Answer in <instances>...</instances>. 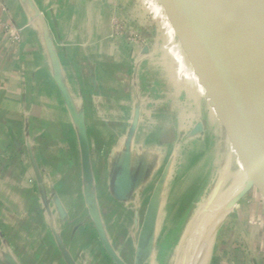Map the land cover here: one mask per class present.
<instances>
[{
	"label": "crops",
	"instance_id": "obj_1",
	"mask_svg": "<svg viewBox=\"0 0 264 264\" xmlns=\"http://www.w3.org/2000/svg\"><path fill=\"white\" fill-rule=\"evenodd\" d=\"M152 1V16L138 19L146 42L132 46L115 36L114 21L135 16L134 2L0 0L4 264H116L102 237L125 264H178L198 213L221 194L231 153L245 183L228 194L238 200L218 233L230 240L215 257L264 264V187L247 178L205 78L162 2ZM145 202L157 205L146 241ZM108 203L115 214H104Z\"/></svg>",
	"mask_w": 264,
	"mask_h": 264
},
{
	"label": "water",
	"instance_id": "obj_2",
	"mask_svg": "<svg viewBox=\"0 0 264 264\" xmlns=\"http://www.w3.org/2000/svg\"><path fill=\"white\" fill-rule=\"evenodd\" d=\"M160 1L226 119L247 178L264 187V0ZM80 142L84 168L89 172L84 120ZM127 177L126 170L123 180ZM156 207L155 202L150 204L144 241L154 230ZM102 238L113 261L125 264ZM208 243L210 250V239ZM0 264L4 263L0 260Z\"/></svg>",
	"mask_w": 264,
	"mask_h": 264
},
{
	"label": "rangeland",
	"instance_id": "obj_3",
	"mask_svg": "<svg viewBox=\"0 0 264 264\" xmlns=\"http://www.w3.org/2000/svg\"><path fill=\"white\" fill-rule=\"evenodd\" d=\"M123 1H126V2L129 1V4L131 2H134L136 5V13H135V16H132L131 12L127 11L125 14L128 15V17L127 18L125 17L126 19H124L123 22L121 21L122 23L120 25L118 23L119 21L116 19L115 23H116V26H118V28H116L117 29L116 32L122 36L120 38H124L126 40V45L139 46L140 44L141 45L145 44V42H146V36H145L146 30L145 29H142L143 31L139 30L140 28L138 27V25H139L138 19L140 16H141V18H142V16H144V17L150 16L151 17L152 14H149L150 11L147 10L146 3L144 0H123ZM155 24L157 25V23H155ZM156 25L154 26V28L160 31V26L159 25L156 26ZM171 141H172L171 139L167 140V142H171ZM224 165H225L224 169L226 170V173L224 176L225 177L224 178V185L222 187L221 194H220L218 200L216 201V203L213 204L214 206L212 205V207L210 209H207L205 211V208H203L198 213L199 215L204 214V217H207V220L205 221V225L206 226L208 225V226L206 227V230H203V232H201V234L196 235L197 229H195L193 235L186 238V243L184 244V246L181 249L182 252L180 253V256H179L180 261L178 264H190V262H191L190 256H191L192 248H193V246L195 247L196 245H198L199 239L202 236L207 237L211 241L209 255H208V258L204 264H220V260L218 259L219 257H217V256L215 257V252H217L218 250L220 251V248H222L221 245L223 246L224 243H226L230 240V238H229L230 234L228 231H224L223 229L220 230L222 232L218 233V230L224 224L225 220L223 219L222 221L216 223L214 221L215 220L214 217H216V215H218L219 208L222 205V203H224V201L227 199V197H230V196H228V194L229 193L232 194L235 189H237L239 186L241 187L245 183L244 173H242V170H241L242 167H241L240 161L238 160L236 154L231 153L228 156H226L225 161H224ZM162 174H163V171H162L161 175ZM223 191L226 194H224ZM222 195H223V197H222ZM148 205L149 204L147 202L141 203L140 211L142 212V214H145V212L147 214V212L149 210ZM115 206L116 205H114V203H108L107 205H105L104 214H115L114 213ZM196 210H197V208H196ZM196 210L194 209V212L192 214H196ZM117 213L118 214H124L121 212V208H120V211H119V208L117 209ZM208 220H210V221L208 222ZM191 223H193V222L191 221L189 223L190 226H191ZM199 223H198L196 228H198ZM217 240L220 241V244H218ZM183 260H185V261L182 262Z\"/></svg>",
	"mask_w": 264,
	"mask_h": 264
},
{
	"label": "bare ground",
	"instance_id": "obj_4",
	"mask_svg": "<svg viewBox=\"0 0 264 264\" xmlns=\"http://www.w3.org/2000/svg\"><path fill=\"white\" fill-rule=\"evenodd\" d=\"M231 140V139H230ZM235 148V147H234ZM237 153V152H236ZM238 158V157H237ZM244 164V163H243ZM245 165V164H244ZM241 169V168H240ZM238 170V169H237ZM236 172V171H235ZM237 173V172H236ZM231 178V177H230ZM230 183V182H229ZM232 183V182H231ZM230 187V186H229ZM228 190V189H227ZM224 193V191H223ZM226 194V193H224ZM223 194V195H224ZM222 195V197H223ZM218 199V198H217ZM216 201V200H215ZM216 203V202H215ZM235 201L233 200L232 197H227V199L222 203V205L219 208V213L216 215L215 222L218 223L225 219V217L231 213L233 208L235 207ZM214 206V205H213ZM218 212V211H217ZM216 214V213H215ZM209 219V218H208ZM207 220V217H204L202 220H200L198 228H196L197 232L196 235L201 234L203 230H206L205 221ZM210 220H208L209 222ZM200 232V233H199ZM209 255V243H208V238L207 237H201L199 239L198 245L195 247L193 246L192 251H191V258H190V264H204L205 261L207 260Z\"/></svg>",
	"mask_w": 264,
	"mask_h": 264
},
{
	"label": "built area",
	"instance_id": "obj_5",
	"mask_svg": "<svg viewBox=\"0 0 264 264\" xmlns=\"http://www.w3.org/2000/svg\"><path fill=\"white\" fill-rule=\"evenodd\" d=\"M144 1H145V3H146V8H147V10H149V6H150V5L152 6L153 1H152V0H144ZM115 21H116V20H115ZM115 21H114L115 36L120 38V37H122V36L119 35V33L116 32V30H117L116 28H118V26H116ZM118 23H119V25H120L122 22L119 21ZM12 37H13L14 40L19 41V35H18L17 32H13Z\"/></svg>",
	"mask_w": 264,
	"mask_h": 264
}]
</instances>
